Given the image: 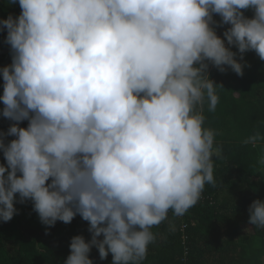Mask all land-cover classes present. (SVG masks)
<instances>
[{"label": "clouds", "instance_id": "9594fccd", "mask_svg": "<svg viewBox=\"0 0 264 264\" xmlns=\"http://www.w3.org/2000/svg\"><path fill=\"white\" fill-rule=\"evenodd\" d=\"M18 3L19 16L0 21L12 55L0 69V101L13 121L0 132V221L17 214L18 194L45 225L77 214L89 222L91 239L73 236L64 264H94L93 246L111 264H140L152 228L170 210L184 215L215 183L222 152L203 105L216 110L222 85L209 65L243 75L244 53L264 60V0ZM261 141L257 130L243 143ZM249 213L264 228V200Z\"/></svg>", "mask_w": 264, "mask_h": 264}, {"label": "trees", "instance_id": "16d2710c", "mask_svg": "<svg viewBox=\"0 0 264 264\" xmlns=\"http://www.w3.org/2000/svg\"><path fill=\"white\" fill-rule=\"evenodd\" d=\"M20 12L18 0L15 4L0 0V21L10 14L18 17ZM244 14L252 17L254 10L246 9ZM6 36L7 30H0L1 48L8 45ZM232 47L239 59L238 49ZM11 62V51L0 55V69ZM243 63V75L227 66L223 72L212 64L208 69L210 77L223 86L216 89L219 103L214 112L208 111L207 101L203 105L205 126L217 133L214 148L222 152L221 158L214 157L215 183H206L203 191L210 200L200 199L182 216L170 210L167 218L152 228L155 239L140 264H264V228L249 223L250 204L257 198L264 200V165L260 163L264 141L255 147L243 143L257 130L264 133V60L247 51ZM3 107L0 101V132H7L13 121L3 116ZM27 125V120L20 123L21 127ZM14 138L7 136L6 142ZM0 163L6 164L2 150ZM15 206L17 214L8 222L0 221V264H64L73 236L91 239L89 222L79 214L70 223L57 221L48 226L41 222L31 200L21 203L17 194ZM183 234L187 236L185 244ZM89 255L94 264H111L113 258L109 253L100 259L95 246Z\"/></svg>", "mask_w": 264, "mask_h": 264}, {"label": "built area", "instance_id": "2783aa9c", "mask_svg": "<svg viewBox=\"0 0 264 264\" xmlns=\"http://www.w3.org/2000/svg\"><path fill=\"white\" fill-rule=\"evenodd\" d=\"M200 199H201V200H210V198H209L208 196H206L204 193H202ZM169 214H170V211H169L168 215H169ZM181 231H182V232L185 231V226H184V225H182ZM186 239H187V236H186L185 234H183L184 244H185V242H186ZM185 248H186L185 250H186V253H187L188 249H187V247H185Z\"/></svg>", "mask_w": 264, "mask_h": 264}, {"label": "rangeland", "instance_id": "374dc122", "mask_svg": "<svg viewBox=\"0 0 264 264\" xmlns=\"http://www.w3.org/2000/svg\"><path fill=\"white\" fill-rule=\"evenodd\" d=\"M221 19L222 18H219L218 20H215V21H217V22H220L221 21ZM229 27H230V25H228ZM226 29H225V25H219V29H218V34L219 35H221V36H223V33H224V31H225ZM226 42V44H227V41H225Z\"/></svg>", "mask_w": 264, "mask_h": 264}, {"label": "water", "instance_id": "95a60500", "mask_svg": "<svg viewBox=\"0 0 264 264\" xmlns=\"http://www.w3.org/2000/svg\"><path fill=\"white\" fill-rule=\"evenodd\" d=\"M11 49H10V45H7L5 48H1L0 47V55H4V54H7L8 52H10Z\"/></svg>", "mask_w": 264, "mask_h": 264}]
</instances>
